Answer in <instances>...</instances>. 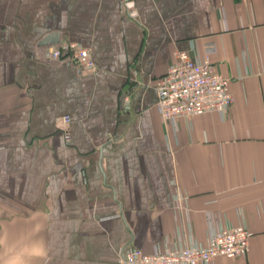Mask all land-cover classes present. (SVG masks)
I'll use <instances>...</instances> for the list:
<instances>
[{"label":"crops","instance_id":"0c3cea01","mask_svg":"<svg viewBox=\"0 0 264 264\" xmlns=\"http://www.w3.org/2000/svg\"><path fill=\"white\" fill-rule=\"evenodd\" d=\"M0 0V264H118L126 244L204 245L245 223L264 264V0ZM51 32L96 70L42 57ZM230 78L217 112L166 122L157 79L175 50ZM126 97L122 99V94ZM70 115V140L56 119Z\"/></svg>","mask_w":264,"mask_h":264},{"label":"built area","instance_id":"2783aa9c","mask_svg":"<svg viewBox=\"0 0 264 264\" xmlns=\"http://www.w3.org/2000/svg\"><path fill=\"white\" fill-rule=\"evenodd\" d=\"M127 16L138 19L136 0H122ZM217 46L208 41L202 55L186 50H175L166 72L157 79V105L162 118L173 123L179 117H190L217 112L225 118L234 102L230 78L218 71L212 56ZM42 57L74 65L80 70H96L97 63L91 51L79 42L61 40L48 46ZM70 115L56 119L65 139L70 140ZM251 232L245 223L226 228L209 226L204 245L192 241L166 242L163 249L153 253L141 247L126 244L119 250L118 264H209L218 256L243 258L250 249Z\"/></svg>","mask_w":264,"mask_h":264},{"label":"water","instance_id":"95a60500","mask_svg":"<svg viewBox=\"0 0 264 264\" xmlns=\"http://www.w3.org/2000/svg\"><path fill=\"white\" fill-rule=\"evenodd\" d=\"M60 41H61V33L51 32L39 42V45H55L60 43ZM125 97H126V93L122 94V99H124Z\"/></svg>","mask_w":264,"mask_h":264}]
</instances>
